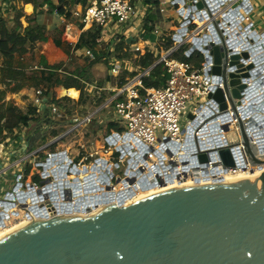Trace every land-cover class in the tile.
I'll return each instance as SVG.
<instances>
[{
    "label": "built area",
    "instance_id": "built-area-1",
    "mask_svg": "<svg viewBox=\"0 0 264 264\" xmlns=\"http://www.w3.org/2000/svg\"><path fill=\"white\" fill-rule=\"evenodd\" d=\"M143 1L92 0L88 5H77L73 17L81 20V32L92 26L104 29L111 27L113 33L125 41L122 46L123 52L138 55L137 42L145 31V25L154 28V23L147 20V9L141 7ZM197 1L199 0H149L151 11H158L164 19L168 17L174 21L168 38L161 40L164 44L170 40L171 48L168 50L156 48L151 52L158 59L152 67L163 65L165 71L163 86H142V78L149 76L150 69L136 71L135 76L131 78L123 77L125 72L134 68L132 59L119 60L112 57L108 60V71L114 82L118 84L122 79L125 81L121 87L114 90L110 120V124L116 125L122 132L116 131L106 136L103 140L105 147L94 139L96 149L101 148L102 157L92 163L86 164L85 161L97 156L98 153H92V149L87 150L85 138L81 133L71 138L72 130L79 124L78 118L66 116L63 118V114L58 113L60 108H56L54 103L42 102L41 91L34 92L32 104L36 107L37 113L48 109L47 118L38 121L36 132L24 140L0 143V224L3 225L0 230L12 228L15 224H11L15 222L47 221L61 216L86 215L96 212L103 206L120 203L124 205L122 201L140 192L143 185L154 188L161 185L177 187L188 182L221 183L226 176H236L241 172L252 175L260 171V167L261 171L264 170V166H251L248 163L243 156L241 144L229 146L227 138L231 132L236 133L238 140H241L238 122L230 110L227 98L219 93L220 90L223 91L222 83L216 86L212 79V64L205 61L206 43H203L211 35L209 28L214 23L226 46V33L220 29V24L228 25L231 19L240 13L238 9H247L249 5L251 6L249 11L241 10L242 22L239 32L245 33L249 27V32L261 37L262 34L252 30L253 5L250 0H201L205 8L197 10L195 7ZM209 2L218 7H210ZM14 3L15 0H0V10ZM244 22L249 23L245 28L242 27ZM71 25L69 24L64 31L68 38L73 35ZM157 30L155 28L152 32L156 35ZM212 35L216 36L215 33ZM213 39L209 41L216 43V39ZM67 42L72 45L71 41ZM252 44L254 45L255 41ZM257 44L264 45V42ZM185 45L186 48L183 47ZM192 46L196 47L193 52L190 51ZM140 49L143 54L146 53H144L146 47L142 46ZM226 49L229 56L231 51L227 46ZM180 50H183L186 57L197 52L203 56L204 62L194 60L188 63L170 58L173 53ZM84 56L90 60L95 58L90 50H85ZM263 72L264 69L259 77H262ZM251 85L249 82L248 86ZM255 91V99L263 97L264 81L258 84ZM210 93L219 95L221 99L219 101L208 99ZM221 103L227 105V112L219 111ZM188 104L192 106L190 113L200 124L197 126L193 120L187 118L185 127L181 128L180 117ZM244 104L247 105L246 100ZM244 104L240 107L244 108ZM205 110L210 112L203 119L202 116L208 112H204ZM227 113L229 116H225ZM258 115L263 118L264 110ZM254 116L251 114L243 119L246 130H249L247 122ZM239 117L242 118L241 113ZM68 121L74 124L73 127H68L64 133L57 132V135L46 141L42 147L35 149L33 147L28 153L20 150L22 146L31 144L33 135L38 133L42 138L47 135V130L64 127ZM87 121L89 122L90 118ZM250 133L249 131V137ZM94 136L101 138L98 134ZM74 139L76 141L71 148L69 145ZM210 140L218 142L212 147H207ZM253 142L251 138V143ZM87 143L93 141L87 140ZM34 144L36 145L35 142ZM17 147L20 148L19 151H15ZM53 147L56 149L51 151ZM221 147L230 148L235 162L234 169L223 170L222 166L219 167L221 162L217 155L206 151L208 148L217 150ZM75 149L77 151H73ZM203 152L207 155L208 161L207 164L201 165L197 156ZM15 153L18 154V158L13 159L12 154ZM41 154H46V159L38 162ZM28 158L35 162L34 167L29 166L24 174H17L16 170H21L20 166H23ZM184 160L186 162H183ZM5 166L6 169H3ZM7 171L10 173H6ZM29 177L31 179L28 181ZM77 184L79 187L75 188ZM95 205L98 206L96 211L90 208Z\"/></svg>",
    "mask_w": 264,
    "mask_h": 264
},
{
    "label": "water",
    "instance_id": "water-1",
    "mask_svg": "<svg viewBox=\"0 0 264 264\" xmlns=\"http://www.w3.org/2000/svg\"><path fill=\"white\" fill-rule=\"evenodd\" d=\"M195 7L205 8L201 0ZM209 31L217 38L216 43H206L205 61L212 64L216 86L222 83L219 93L227 98L241 136L239 141L236 133H230L229 146L241 144L251 166H264V146L257 148L248 135L250 131L255 132L254 137L264 136V117L258 115L264 110V99L259 102L264 94L255 99V88L264 81L259 77L264 69V45L228 56L214 23ZM261 37L264 39V34ZM195 49L192 46L190 51ZM248 63L256 68L247 70ZM250 79L253 82L248 86ZM208 99L219 101L221 97L210 93ZM243 104L244 108L240 107ZM219 111L227 112V105L221 103ZM251 114L255 116L247 122L246 130L243 119ZM188 119L200 124L191 113ZM257 143L261 145L264 140ZM206 151L217 155L223 170L235 168L229 147ZM197 160L202 165L208 158L203 152ZM262 177L249 187L242 182H235L233 188L221 186L222 182L212 183L204 189H176L127 205L103 206L89 217L40 220L43 225L0 239V264H264ZM150 189L141 187L142 191Z\"/></svg>",
    "mask_w": 264,
    "mask_h": 264
},
{
    "label": "rangeland",
    "instance_id": "rangeland-1",
    "mask_svg": "<svg viewBox=\"0 0 264 264\" xmlns=\"http://www.w3.org/2000/svg\"><path fill=\"white\" fill-rule=\"evenodd\" d=\"M16 6L17 4H10L7 8L0 10V55L3 58L2 71L6 73V77L4 79L8 81H19L22 80L23 77L26 75H31L35 79H37L38 72L40 70H52L57 68V71L69 75L72 78L78 79L81 88L84 89V95L90 97V101L85 106L77 107L76 110H72L70 104L63 103V107L62 109H59L58 113H62L63 118H65V116L68 118H78L79 124L75 127V129L72 130L71 138L81 133V135L85 138V145L87 147V150L90 151V149H92V153H98L97 156H94L92 159H88L87 161H85L86 164H90L95 159L102 157L101 148L96 149L94 139H97L98 142H100L99 144L105 147L103 143L104 138H106V136L110 135L112 132L117 131L114 129L107 133V127L111 123L110 120L112 119V99L115 95L114 90L118 88L117 84H114V80L108 71L107 64L110 58H118V55L116 56V53H114L115 55L108 58L107 63H99L96 65V67L93 66L92 68L84 69L85 67L83 65L89 63L88 61H91L90 59L85 60L86 58L84 56V53L82 54L78 52V55H73L74 57H76V60L71 59L70 57L72 56L68 55L60 48V50L58 49L57 51L63 52L62 54L67 56V58L64 57L63 59H56L53 58L51 54H41L40 50H38L39 43H45L47 42V40L50 41L53 35L59 30H61L63 27L58 28L59 30L57 29L55 31H50V37L39 39L27 36V32H25L27 25H33L34 22L38 24L39 21H41L40 23H47L42 22L44 16L49 18L50 16L53 17V14L56 15L54 18L55 22H57L58 19L60 20L59 17L63 19V22L61 19L60 25L66 26V24L68 25L72 22L75 23V17H72L73 12L75 11V7H66V10L61 8L58 9L59 7H38L36 2V4L31 7V10L28 11L27 8ZM12 8L15 9L11 10ZM171 11L172 10H170V12ZM172 23H174L173 20H165V25L167 27ZM247 24L249 23L244 22L242 24V27L245 28ZM44 25L46 26V24ZM252 30L255 29L253 28ZM72 32L73 35H71V37L69 35L70 38H68L65 33L62 34L61 39H63V44L69 45L67 42L69 40L72 42L73 46L81 45V52L88 50L86 48V38L82 41V32L79 26L76 32L74 30H72ZM104 32L106 36L102 39L101 42H99V45H105L103 50H107V46L112 41V48L115 47V45L119 43L121 37L115 35L111 27L105 28ZM183 47L186 48L187 45ZM95 53L99 54L98 51H95ZM118 59L125 60L124 58ZM137 71L142 72L140 70ZM126 76L131 78L128 72H125L123 75V77ZM81 88L73 89L77 92V98L74 101H79V97L81 95ZM37 90L40 91L39 89ZM31 97L32 91L30 90H24L18 94L7 93L4 101L7 103V106L12 107L11 110H9L8 112L6 111V116L8 117L10 123H14L16 125L18 121L21 120V117L23 115H27L30 112L29 105L32 102ZM62 97L67 96H64L63 90H60L57 92V98L60 99ZM103 97H105L106 99L103 100ZM67 98L73 100L69 97ZM110 100L111 104H108ZM41 101L43 102V100ZM54 104L55 107L58 108V105L56 103ZM191 109L192 106L188 104L187 109L183 112V115L180 117L179 124L181 128L185 127ZM47 110L45 109L43 111H38V113L35 111L34 117H37V120L30 121V123H28L27 128L25 127L24 129H22V132L19 134V139L13 141L18 142L20 140H24L26 137L35 133L37 128V122L47 118ZM88 118H90L89 122L87 121ZM4 123L5 120H3V125ZM73 125V123L68 121L67 125L64 127H60L55 130H47V135L42 138L37 133L32 136V142L30 145L22 146L21 149L17 147L15 148V151H19L20 149L21 151L28 153L33 147V149L40 148L45 144L46 141L48 142L50 138L57 135V132L64 133L68 127H73ZM117 128L120 129L119 127ZM119 132L121 133L122 129H120ZM96 134L100 135L101 138H96L94 136ZM87 140H91L93 141V143H87ZM5 141H12V136H9V138H7ZM75 141L76 139H74L70 143L69 146L71 148L74 147ZM34 142L36 143V145L34 144ZM55 149L56 148L53 147L51 151H54ZM73 151H77V149ZM12 158H18V154H12ZM45 159L46 154H41L38 158V162H43ZM34 165L35 162L31 161L28 158L23 163V166H20L21 170H16V173L24 174V172L27 171L29 166L34 167ZM6 173H10V171H7ZM30 179L31 177L28 178V181ZM13 224L15 223H12L11 225Z\"/></svg>",
    "mask_w": 264,
    "mask_h": 264
},
{
    "label": "trees",
    "instance_id": "trees-1",
    "mask_svg": "<svg viewBox=\"0 0 264 264\" xmlns=\"http://www.w3.org/2000/svg\"><path fill=\"white\" fill-rule=\"evenodd\" d=\"M33 4L35 5L37 0H32ZM15 8H12L13 10ZM79 28H82V24L79 25ZM145 30H153L154 28H148L147 25H145ZM57 30V29H56ZM104 28H100L98 26H92L90 29L85 30L82 32V41L86 38V48L90 50L92 53H94L95 58L91 61H88L89 63L83 65L85 68H92L93 66H96L99 63H107V60L109 57L115 55H118V58L120 59H131V55L128 53H123V39L121 38L119 43L115 45V47L112 48L111 44L112 41L107 46V50L99 51V54H96V47L99 45V42L102 41L103 38H105V32ZM25 32H27V36L44 39L50 37V31L47 30L45 26H41L34 22L33 25H27ZM64 33V29L59 30L56 32L52 40L57 48L62 49L65 53L68 55H71V59H75L73 55L76 53H80L82 46L77 45L74 46L72 49V45H64L61 41V36ZM113 37V36H112ZM112 39V38H111ZM172 46V42L170 40L167 41L164 45H162L164 50L170 49ZM85 48V47H84ZM112 48L111 50H109ZM72 50V51H71ZM72 52V54H70ZM123 53V54H122ZM121 54V55H119ZM173 60H177L180 62H193L194 60L199 61V63H203L204 59L203 56L199 53H194L190 57H186L183 54V50H180L176 53H173L170 57ZM76 60V59H75ZM85 60H89L86 58ZM157 61V58L154 56L153 53H151L149 50H146V53L143 56H140L138 58H132V66L140 71H144L147 69H150L149 76L142 78V86L143 87H161L163 86V75L165 73L163 65L158 64L155 67H152L153 64ZM2 64H3V58L0 55V143L4 142L9 136H12V140H18L19 134L22 132V129L25 127L27 128L28 123L30 121L35 120V111L36 107L32 104V102L29 105L30 112L27 115H23L21 117V120L18 121V123L15 125L14 123H10L8 120V117L6 116V113L12 109V107L7 106V103L4 101L5 96L7 93H13L18 94L24 90H30L32 91V97L33 99L34 92L39 89L41 91V100L43 102H51L56 103L58 105V108L63 107V103L70 104L72 107V110H76L79 106H85L89 101L90 97H87L84 95V89L81 88L80 82L78 79L72 78L69 75L63 74L62 72L57 71V69L52 70H40L38 72V78L35 79L31 75H26L23 77L22 80L19 81H8L4 78L6 77V73L2 71ZM152 67V68H151ZM135 73L129 74L130 77H133ZM125 83L124 79L120 80V82L117 84L118 87H121ZM81 88V95L79 97V101L70 100L67 97H62L60 99L57 98V92L60 90H70V89H79ZM106 98L103 97V100ZM7 111V112H6ZM3 120H5V123L3 125ZM7 128V129H6ZM117 130L119 132L120 129L116 127L114 124H109L107 127V130L109 133L111 130Z\"/></svg>",
    "mask_w": 264,
    "mask_h": 264
},
{
    "label": "bare ground",
    "instance_id": "bare-ground-1",
    "mask_svg": "<svg viewBox=\"0 0 264 264\" xmlns=\"http://www.w3.org/2000/svg\"><path fill=\"white\" fill-rule=\"evenodd\" d=\"M22 3L27 8L28 11L31 10L32 3H31L30 0H22ZM209 6L210 7H218V6H215L211 2H209ZM250 7L251 6L249 5L247 7V9H238V10H240V13H241V10L243 12H247V11L250 10ZM240 13L235 15L231 19V22L228 25L220 24V26H219L220 29L224 33H226V38H227L226 39L227 40L226 46H227V48L231 52H237V53L238 52H242L243 48H246V49L248 47H252L253 49L257 48L258 47L257 43L264 42V39L259 37L260 35H258V34H253V33L249 32V31H247L245 33L239 32L240 31V27H241V22H242ZM219 23H221V22L219 21ZM227 35H228V37H227ZM208 38L211 39V40H214L213 38L216 39L217 37L215 35L213 37V35L211 34ZM208 38H206L203 43H207L209 41ZM253 41H255L254 45L252 44ZM139 46H142V45L139 44ZM255 68H256V66H252L251 63H249L248 66H247V70L248 69L252 70V69H255ZM262 77L264 78V72L262 74ZM249 82L252 83V79H250ZM63 94H64V96H67V97H69V98H71L73 100H75L77 98V92L75 90H73V89L64 90ZM206 111H208V112H206ZM204 112H206V113H205V115L202 116L203 119H204V116H206L210 112V110H205ZM262 131H264V127H263ZM254 133L255 132H251L250 133V137L253 138V140H254L253 145H257L259 147L264 146V144H261V145L257 144V142H261L262 140H264V136L263 137H254L255 136ZM217 142L218 141L210 140L207 143L206 146L207 147H212V146L216 145ZM219 142L221 143V141H219ZM185 159L190 160L191 158H185ZM263 175H264V170L258 171V172H256L255 174H252V175L247 173V172H244V173L241 172L239 175H236V176H226V177H224V180L222 181L223 185H221V186H226V187H229V188H233L234 185H235L234 184L235 182H242L246 187H249L251 185V183L257 177H262ZM262 178L264 179V177H262ZM207 185H209V184H207V183L191 184V183L188 182V183L180 184L177 187H168V186L166 187V186H164V187H156V188H153V189H150V190H145V191L139 190L140 192H136V194L134 196L126 197L122 201V203L124 205H127L129 203L134 202V201H140V200H143V199H148V198L161 196V195H164L166 193H169L170 191H174L176 189H204L206 187H209ZM116 203H119V201H116ZM90 208L94 209V211H96L98 206L95 205V206L90 207ZM90 215H92V213L86 214V215H78V216H80V217H89ZM51 216H53V214H51ZM35 217H37V216L35 215ZM52 219H54V218H50V220H52ZM40 225H43V223L40 220L26 221L24 223L15 222V225L12 226V228H10V229L5 228V229H1L0 230V239L2 237H9L10 234H16V233H19L21 231L30 230V228H33V227H36V226H40Z\"/></svg>",
    "mask_w": 264,
    "mask_h": 264
},
{
    "label": "crops",
    "instance_id": "crops-1",
    "mask_svg": "<svg viewBox=\"0 0 264 264\" xmlns=\"http://www.w3.org/2000/svg\"><path fill=\"white\" fill-rule=\"evenodd\" d=\"M32 3L33 7V2L32 0H30ZM92 0H37V5L38 7H59L58 9H65L66 7H76L79 4H84V5H88L90 4ZM252 5H253V10H252V16H251V20H252V24L255 28V30L259 33V34H264V0H250ZM16 7H24L26 8L23 3L22 0H15L14 5H16ZM36 7V6H34ZM141 7H145L147 9V20L149 22H153L154 23V30L155 28L158 29V34H154L150 29L145 30L144 33L142 34L141 38L139 40V42H137V46L139 48V53L138 55H133L131 56L132 58H138L140 56H143L144 54L142 53V50L140 49L142 46L146 47V49L144 50V53L146 52V50H149L150 52H154L157 48V50H163L162 45H164V43H162V39H167L168 35H169V31L171 29L172 24H170L168 27L165 25V20H170L168 17L166 19H164V16L162 14H160L158 11H151L150 10V5H149V0H144L141 3ZM74 14V12H73ZM72 14V15H73ZM55 14H53V17L50 16L43 18L42 22H47V23H40L41 21H39V25L41 26H45L44 24H46V28H48L47 30L49 31H55L56 29L63 27L62 29H64L69 25L66 24L65 25H60L61 22V17L60 20L58 19L57 22H55L54 18H55ZM73 17V16H72ZM63 22V19H62ZM72 24L71 26H73V30L76 32V29H78V25L81 24V20H77L75 18V23H70ZM59 30V29H58ZM61 41L63 42V39H61ZM125 42V41H123ZM139 44H141L142 46H139ZM105 45H98L96 47V51H103ZM112 46V45H111ZM72 49L74 48V46H71ZM59 48H57L53 42V40L51 39L50 41L47 40V42L45 43H39V49L41 54H51L53 58L56 59H63L64 57L67 58V56L63 55L61 51H57ZM60 50V49H59ZM72 51V50H71ZM83 51V50H82ZM72 53V52H71ZM80 53H84V52H80ZM40 54V56H41ZM75 55H78V53H76ZM96 67V66H95ZM133 67V66H132ZM96 69V68H95ZM137 70L135 68L133 69H129V74L136 72ZM115 84V82H114ZM113 86V85H112ZM35 120H37V117H35ZM9 163H7L8 165ZM6 169V166L5 168Z\"/></svg>",
    "mask_w": 264,
    "mask_h": 264
}]
</instances>
